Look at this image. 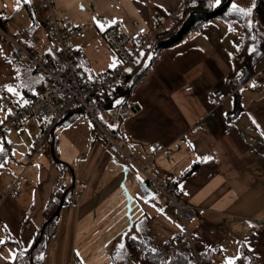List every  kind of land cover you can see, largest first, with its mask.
I'll return each instance as SVG.
<instances>
[{
    "label": "crops",
    "instance_id": "0c3cea01",
    "mask_svg": "<svg viewBox=\"0 0 264 264\" xmlns=\"http://www.w3.org/2000/svg\"><path fill=\"white\" fill-rule=\"evenodd\" d=\"M36 1L30 0L31 11L19 1V9L29 15L14 7L9 12L0 10V87L19 104L35 100L50 81L18 52L4 31L31 40L49 58L59 52L58 40L43 15L33 12ZM52 1L55 15L64 23L89 25L75 40V59L85 78L120 66L122 59L106 38L107 29L115 25L121 32L150 28L154 12L160 10L167 16L166 30L149 41L147 48L152 49L163 35L175 32L174 21L185 3ZM15 19L22 24L14 23ZM97 21L105 25L103 30ZM241 36L238 24L214 17L203 29L185 33L161 50L129 97L109 111V126L134 161L109 151L88 114L79 108L54 131L55 154L63 162L52 155V135L43 149L28 156L32 137L42 129L35 117L20 126L5 125L0 130V147L8 149V156L0 161V264L13 259L19 248L33 245L45 223L44 209L62 176L70 198L58 215L52 238L39 250L44 253L42 264H83L75 256L79 234L117 235L116 226L128 209L129 240L135 236L136 241L163 252L183 221L149 182L142 165H148L150 176L171 182L176 194L195 207L188 228L198 237L200 252L213 250V264L234 262L243 246L251 250L256 264H264V58L246 82H229L232 55ZM7 86L16 92H8ZM217 87L237 88V93L215 106L209 92ZM107 94L101 97L106 102L111 101ZM125 105L127 115L122 113ZM7 114L0 104V121ZM152 143L163 144V150L150 152ZM205 157L212 159L205 161ZM18 177L22 190L14 195L7 184Z\"/></svg>",
    "mask_w": 264,
    "mask_h": 264
},
{
    "label": "built area",
    "instance_id": "2783aa9c",
    "mask_svg": "<svg viewBox=\"0 0 264 264\" xmlns=\"http://www.w3.org/2000/svg\"><path fill=\"white\" fill-rule=\"evenodd\" d=\"M33 12L43 15L44 22L58 40L59 52L53 53V58L39 53L33 47L31 40H23L18 35L3 31L17 47L18 52L24 55L45 79L50 81V86L39 93L35 100L27 104H19L5 89L0 87V104L8 109L7 116L0 123V130L7 124L20 126L28 118L35 117L42 129L32 137L31 150L28 154L31 157L33 153L44 148L54 127L65 122L71 111L80 108L88 114L95 130L109 151L124 160L134 161L133 157L120 144L119 135L109 126L110 110L106 109L107 102L101 99V96L115 89L124 79L128 69L141 58L149 41L156 35L165 32L167 19L165 13L156 10L154 12L155 23L150 28L140 26L133 31L121 32L120 27L115 25L107 29L105 36L117 50L123 63L93 78H85L75 59V40L89 25L73 26L64 23L55 15L52 0L36 1L33 5ZM174 22V27L179 25L177 20ZM0 27L2 28V26ZM172 34L163 35L161 41L169 40ZM235 93H237V88L225 91L217 87L210 90L209 99L213 105L219 106L231 94ZM128 112L129 106L125 105L122 113L127 115ZM199 126L201 125L199 124ZM201 128L205 129L203 126ZM163 148V144L148 145L149 151L153 153H159ZM139 167L148 176L149 182L162 193L165 201L175 208L183 221V228L168 240L163 249L166 260L176 259L180 252H187L193 256L195 264H203L198 247V237L189 230L187 224V221L195 215V207L184 202L176 194L171 182L160 181L150 176L147 173L148 165ZM7 189L14 195L21 194V179L18 177L8 183Z\"/></svg>",
    "mask_w": 264,
    "mask_h": 264
},
{
    "label": "trees",
    "instance_id": "16d2710c",
    "mask_svg": "<svg viewBox=\"0 0 264 264\" xmlns=\"http://www.w3.org/2000/svg\"><path fill=\"white\" fill-rule=\"evenodd\" d=\"M184 1L185 3L179 16L176 18L179 25L175 27V32L169 40L156 42V54L153 62L158 58L164 47L170 46L179 41L185 33H193L203 29L211 18L218 17L228 25L238 24L241 27V42L238 50L232 55V72L228 75L227 79L229 82L236 85L246 82L255 73L258 65L264 58V0H230V2H228V0H222V4L219 7L211 6L214 3V0ZM233 2L243 8H252V15L250 17H245L239 13L231 12L230 5ZM26 6L31 11V4L26 3ZM160 43L163 44L160 45ZM253 49H255V51H253ZM150 50L151 47L143 52L141 58L132 66L131 71L126 73L122 82L113 89L110 96L106 93L108 100H113L123 93L130 77L141 67ZM145 73L146 71L138 81ZM106 94L103 95L105 96ZM3 149L4 152L0 154V161L8 156V149ZM63 179V176L58 179L44 209L45 221H47L54 213L63 193L68 188L67 184L63 182ZM69 198L70 195L67 193L65 203L68 202ZM57 218L58 216L47 224L40 244L34 249V264L43 263L44 259L38 258L36 253L40 249H44L52 238ZM40 233L41 229L38 231L33 245L30 248H19L13 259L6 260L2 264H31V249L38 241ZM128 244L129 261L135 259L134 257L138 258L135 264H195L193 262V256L187 252H180L176 259L166 260L162 248L152 251L151 247L144 245L139 240L136 241L133 239L129 240ZM200 257L203 264H213L214 262L213 250L200 252ZM233 264H256V262L251 250L246 246H243L240 256L236 258Z\"/></svg>",
    "mask_w": 264,
    "mask_h": 264
},
{
    "label": "rangeland",
    "instance_id": "374dc122",
    "mask_svg": "<svg viewBox=\"0 0 264 264\" xmlns=\"http://www.w3.org/2000/svg\"><path fill=\"white\" fill-rule=\"evenodd\" d=\"M20 1V0H19ZM18 6V0H0V10L9 12V10H13V7L16 9ZM20 11H24L28 13V10L24 8H20ZM11 16V14L9 13ZM9 21V19H8ZM17 19L14 20V23H19ZM22 22H20V25ZM123 61L120 60V65H122ZM39 127V126H38ZM122 212V211H121ZM121 212H119L121 214ZM124 218L120 219V223L116 226L117 235L111 236H102L101 234L97 235H81L76 241V250L75 256L82 261L83 264H135L138 260L137 257H134L132 261H129L128 255V241H129V209L124 211ZM123 214V212H122ZM123 221V223L121 222ZM121 225V226H120ZM110 238V242L107 239ZM125 245L124 250L122 251L119 248V245ZM36 256L38 258L44 259V253H39L37 251ZM121 258H117V257ZM48 264V262H47ZM79 264V263H75Z\"/></svg>",
    "mask_w": 264,
    "mask_h": 264
},
{
    "label": "water",
    "instance_id": "95a60500",
    "mask_svg": "<svg viewBox=\"0 0 264 264\" xmlns=\"http://www.w3.org/2000/svg\"><path fill=\"white\" fill-rule=\"evenodd\" d=\"M228 2H230V0H228ZM182 35V34H181ZM163 43H160V45H162ZM156 54V46L154 48H152L150 50V52L148 53L146 59L144 60L143 64L141 65V67L130 77L128 83H127V86L125 88V90L123 91L122 94H120L119 96H117L116 98H114L113 100L111 101H107V105H106V109L108 110H111V109H114V108H119V106L122 104V101L124 99H126L127 97H129L134 85L136 84V82L138 81V79L142 76V74L150 67V65L152 64L153 62V59H154V56ZM80 109V108H79ZM81 110V109H80ZM58 126V125H57ZM56 126V127H57ZM51 131V135L52 137L54 136V131H55V128ZM54 143H55V140H54V137H53V140H52V143H51V151H52V155L53 157L58 161V162H63L59 159H57L56 157V154H55V148H54ZM67 164V163H66ZM69 166V164H68ZM70 167V166H69ZM71 168V167H70ZM72 170V168H71ZM73 172V170H72ZM74 185V183H73ZM66 195H67V189L65 190V192L63 193L61 199H60V202L56 208V210L54 211V213L49 217V219L47 221H45V223L43 224L42 228H41V233H40V236H39V239L38 241L36 242L35 246L31 249V257H30V262L31 264H34V258H33V251L34 249L40 244L41 240H42V237H43V234H44V231H45V228L47 226V224L49 222H51L56 216H58L62 210V207L64 206L65 204V198H66Z\"/></svg>",
    "mask_w": 264,
    "mask_h": 264
},
{
    "label": "snow or ice",
    "instance_id": "6c2138e0",
    "mask_svg": "<svg viewBox=\"0 0 264 264\" xmlns=\"http://www.w3.org/2000/svg\"><path fill=\"white\" fill-rule=\"evenodd\" d=\"M23 2L24 3H30V0H23ZM221 4H222V0H214V3L211 6L212 7H219V6H221ZM253 7H254V5H253ZM17 10H19V0H18ZM252 10H253L252 8H243V7H240L237 4H235L234 2L231 3V5H230V11L231 12L239 13L242 16H245V17H250L252 15ZM97 25H98L99 28H101V30H103L104 27H105V25L101 21H97ZM253 51H255V49H253ZM111 66L112 67H115L116 65H115V63H113V65H111ZM128 71H131V69H128ZM7 91L8 92H12V93H15L16 92L15 88L12 87V86H7ZM0 122H2V121H0ZM3 152H4L3 147H0V154H2ZM202 159H204L205 161H207V160H210L212 158L211 157H205V158H202ZM132 239L135 240L136 237L133 236ZM0 243H2V241H0ZM119 248L123 251L124 248H125V245L120 244L119 245ZM152 251H156V249H152ZM117 258L119 259L121 257L118 256ZM229 264H233V261L230 260L229 261Z\"/></svg>",
    "mask_w": 264,
    "mask_h": 264
}]
</instances>
